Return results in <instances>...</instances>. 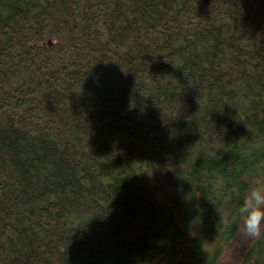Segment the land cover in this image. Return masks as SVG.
Returning a JSON list of instances; mask_svg holds the SVG:
<instances>
[{
  "label": "trees",
  "instance_id": "trees-1",
  "mask_svg": "<svg viewBox=\"0 0 264 264\" xmlns=\"http://www.w3.org/2000/svg\"><path fill=\"white\" fill-rule=\"evenodd\" d=\"M264 0H0V264H264Z\"/></svg>",
  "mask_w": 264,
  "mask_h": 264
},
{
  "label": "clouds",
  "instance_id": "clouds-1",
  "mask_svg": "<svg viewBox=\"0 0 264 264\" xmlns=\"http://www.w3.org/2000/svg\"><path fill=\"white\" fill-rule=\"evenodd\" d=\"M242 219V234L252 239L264 238V181L251 186L236 209Z\"/></svg>",
  "mask_w": 264,
  "mask_h": 264
}]
</instances>
